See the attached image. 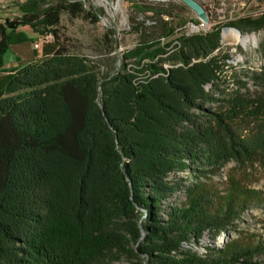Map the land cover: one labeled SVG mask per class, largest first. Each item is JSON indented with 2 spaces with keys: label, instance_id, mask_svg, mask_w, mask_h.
<instances>
[{
  "label": "trees",
  "instance_id": "1",
  "mask_svg": "<svg viewBox=\"0 0 264 264\" xmlns=\"http://www.w3.org/2000/svg\"><path fill=\"white\" fill-rule=\"evenodd\" d=\"M15 6L0 22V264H106L111 253L264 264V239L238 230L264 194L236 176L218 181L229 162L264 159V95L241 81L220 89L221 29L264 30V12L190 35L162 22L156 40L136 29L120 67L98 73L60 42L62 14L98 22L81 1ZM23 27L52 44L39 63L5 69L10 47L33 40ZM245 78L264 90V70ZM230 233L222 249H195Z\"/></svg>",
  "mask_w": 264,
  "mask_h": 264
},
{
  "label": "rangeland",
  "instance_id": "2",
  "mask_svg": "<svg viewBox=\"0 0 264 264\" xmlns=\"http://www.w3.org/2000/svg\"><path fill=\"white\" fill-rule=\"evenodd\" d=\"M24 0H0V22L12 20L18 16L16 4ZM83 7L98 15V22L91 24L80 18H69L61 15L60 42L94 64L95 71L118 69L122 64V55L135 47L141 34L150 35L154 40L160 37V25L167 22L170 28L178 34H194L207 31L214 27H223L229 21L241 17H256L264 12V0H194L204 10L206 21L180 0H78ZM155 13V15H154ZM191 23L196 26L190 30ZM33 40L32 42L12 46L4 56V68L14 69L25 65H33L41 61L46 47L52 44L50 37H39L27 27L19 28ZM230 27H223L220 33V48L222 55L229 57V67L223 69L220 87L225 91L237 89L236 81H241L249 91L256 95H264V90L254 87L245 78L249 71L264 70V30L245 32L235 35ZM240 38H246L241 43ZM37 44L35 48L33 45ZM20 64V65H19ZM20 73V72H18ZM5 74H0L2 78ZM207 89L209 86L206 87ZM244 89L240 91L244 92ZM210 109L215 106L208 105ZM236 176L245 182L248 188L264 194V159L250 166H239L229 162L220 170L218 181L225 182L227 176ZM246 224L239 227V231L249 230L264 239V205L251 208L243 215ZM133 222V221H132ZM138 225L140 222L135 221ZM234 233L221 234L210 240L204 235L200 246L195 247L199 254H204L203 247L214 246L222 249L233 237ZM136 260L125 256L107 255L106 264H135ZM142 263V262H140Z\"/></svg>",
  "mask_w": 264,
  "mask_h": 264
},
{
  "label": "water",
  "instance_id": "3",
  "mask_svg": "<svg viewBox=\"0 0 264 264\" xmlns=\"http://www.w3.org/2000/svg\"><path fill=\"white\" fill-rule=\"evenodd\" d=\"M180 1L184 3L186 6H188L191 10H193L199 16V18H201L203 21H206L204 10L197 2H195L194 0H180Z\"/></svg>",
  "mask_w": 264,
  "mask_h": 264
},
{
  "label": "bare ground",
  "instance_id": "4",
  "mask_svg": "<svg viewBox=\"0 0 264 264\" xmlns=\"http://www.w3.org/2000/svg\"><path fill=\"white\" fill-rule=\"evenodd\" d=\"M190 29H196V26L191 23ZM235 35L238 36V33L235 32ZM239 40H240L241 43H245L247 41L246 38H240V37H239Z\"/></svg>",
  "mask_w": 264,
  "mask_h": 264
},
{
  "label": "built area",
  "instance_id": "5",
  "mask_svg": "<svg viewBox=\"0 0 264 264\" xmlns=\"http://www.w3.org/2000/svg\"><path fill=\"white\" fill-rule=\"evenodd\" d=\"M191 31H195L196 29H190ZM35 48H37L38 47V45L35 43L34 45H33Z\"/></svg>",
  "mask_w": 264,
  "mask_h": 264
},
{
  "label": "crops",
  "instance_id": "6",
  "mask_svg": "<svg viewBox=\"0 0 264 264\" xmlns=\"http://www.w3.org/2000/svg\"><path fill=\"white\" fill-rule=\"evenodd\" d=\"M14 47V46H13ZM20 65V64H19Z\"/></svg>",
  "mask_w": 264,
  "mask_h": 264
}]
</instances>
